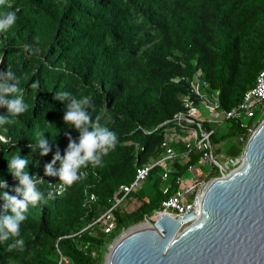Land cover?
I'll return each mask as SVG.
<instances>
[{
	"label": "trees",
	"instance_id": "16d2710c",
	"mask_svg": "<svg viewBox=\"0 0 264 264\" xmlns=\"http://www.w3.org/2000/svg\"><path fill=\"white\" fill-rule=\"evenodd\" d=\"M6 11H16L18 19L0 32V71L12 67L29 110L0 125V179L10 188L18 185L8 160L21 155L29 162L26 171L44 179L41 191L59 183L45 175V165L57 148L65 154V132L77 143L80 135L63 120L66 105L53 98L59 90L77 99L90 96V114L94 119L103 113L101 124L117 134L118 143L101 166L82 168L86 176L62 196L29 205L19 237L0 242V264H51L61 256L63 264H104L114 238L161 209L177 178L199 160L176 146L181 153L170 163L167 182L156 165L151 188L142 186L114 207L115 193L134 181L137 166L164 156L165 130L157 127L182 108L190 79L200 72L210 91H219L224 110L239 105L255 85L264 68V0H6L0 15ZM6 114L0 107V115ZM227 121L238 134L227 155L239 157L251 132ZM38 134L49 141L47 156L28 147ZM3 204L0 199V214ZM110 208L116 227L107 234L100 218ZM16 239L24 240V250L7 251Z\"/></svg>",
	"mask_w": 264,
	"mask_h": 264
},
{
	"label": "water",
	"instance_id": "95a60500",
	"mask_svg": "<svg viewBox=\"0 0 264 264\" xmlns=\"http://www.w3.org/2000/svg\"><path fill=\"white\" fill-rule=\"evenodd\" d=\"M199 210L139 222L114 239L105 264H264V120L242 163L208 182Z\"/></svg>",
	"mask_w": 264,
	"mask_h": 264
},
{
	"label": "clouds",
	"instance_id": "9594fccd",
	"mask_svg": "<svg viewBox=\"0 0 264 264\" xmlns=\"http://www.w3.org/2000/svg\"><path fill=\"white\" fill-rule=\"evenodd\" d=\"M5 3L6 0H0V5ZM17 19L16 11H6L0 15V32L9 30ZM39 51V48L33 49V54H38ZM19 84L20 81L10 65L6 71H0V107L7 108V114L0 115V125L13 123L10 117L19 116L29 110L23 95L18 94ZM31 87L37 88L39 84L33 83ZM53 98L66 105L63 120L65 124L74 126L79 132V142L77 143L65 132L69 139L65 154L62 156L57 148L51 163L45 165V175L58 177L59 183H49L46 193L38 188V185L44 183V179L26 171L29 165L26 157L15 155L8 160L9 172L18 181V185L10 188L7 180L0 179V199L4 201L3 211L0 214V242L19 237L21 224L27 219L29 205L47 203L55 200L57 196H62L68 187L86 176V172L81 171L82 168H87L89 165L101 166L103 157L114 150L118 143L117 134L101 124L103 113L96 115L94 119L90 114L89 109L93 108L90 96L77 99L71 92L59 90L55 92ZM28 147L32 152H39L41 156H47L51 151L49 141L44 134H38L36 142L29 143ZM57 162L60 165L58 169L55 167ZM6 189L14 192L15 195L9 194ZM24 247V240L16 239L8 246L7 251H23Z\"/></svg>",
	"mask_w": 264,
	"mask_h": 264
},
{
	"label": "built area",
	"instance_id": "2783aa9c",
	"mask_svg": "<svg viewBox=\"0 0 264 264\" xmlns=\"http://www.w3.org/2000/svg\"><path fill=\"white\" fill-rule=\"evenodd\" d=\"M191 91L183 94L182 108L175 114L172 119L161 123L157 128L164 127V138L161 142V147L164 149V156L155 162H149L142 166H137L136 177L130 184L121 185L114 195L115 205L120 204L129 193L139 190L144 181L148 180L154 166L161 167V177L167 182L171 175L170 163L181 153L176 146L183 147V156L189 157L190 154H198L199 160L195 165H190L188 173H194L191 178L192 183L186 181V174L177 178L178 187L174 193L169 195L162 201L161 209L157 210L153 215L146 217L149 223H154L164 213H168L174 218H183L192 208L196 209L200 206V202L208 182L205 180V175L199 176L198 165H204L209 162L212 166L218 168L220 162L217 160V155L212 142V137L215 134L214 128L208 129L206 124L216 122L217 118H212L210 115L224 119L237 120L241 126L248 131H252L259 121V118L264 116V106L260 112L257 108L264 105V68L260 71L256 78L255 85L248 90L241 103L230 110L221 109L219 100V91H210V83L202 79L201 73L197 72L190 79ZM207 112L210 117L204 115ZM249 119L251 122H245ZM223 122V121H221ZM220 122V123H221ZM156 128V129H157ZM151 133V131H146ZM206 174V173H205ZM223 175V174H222ZM207 182V183H206ZM170 185H165L163 192L169 193ZM124 194L123 196H121ZM113 207V208H114ZM113 208L106 211L100 218L102 227L105 233H111L116 227V221L113 215ZM153 220V222H152ZM66 261L63 256L56 263L63 264Z\"/></svg>",
	"mask_w": 264,
	"mask_h": 264
},
{
	"label": "rangeland",
	"instance_id": "374dc122",
	"mask_svg": "<svg viewBox=\"0 0 264 264\" xmlns=\"http://www.w3.org/2000/svg\"><path fill=\"white\" fill-rule=\"evenodd\" d=\"M263 106L264 105L260 106V108L258 107L257 108V111L260 112V109ZM204 115L207 116V117H210L211 116L212 118H215V119L217 118V121L216 122H211V126L216 131L215 132V136L213 138V140H216V142L213 143V145H214V149H215V152H216V155H217V160L220 162V166L218 168H216V166H214V169H213V171L218 170V172L216 173V175H212L211 174L210 171L212 169V166H211V164L209 162L205 163L204 165H198V174H199V176L205 175V177L204 176L203 177L208 182V181H210L211 179H213L215 177L221 176L222 174L229 173L232 170H234L235 168H237L242 163V154L239 157H230V156L227 155V149L229 148V146L231 145V143H233L235 141L236 137L238 136V134L236 132H233V131L230 130V128H231L230 127V123L226 119H224L221 115L218 116V117H215V116H212V115L209 116L207 112H204ZM263 120H264V116L261 117V118H259V121L256 124V127ZM221 121H224V122L223 123H220ZM245 122L250 123L251 121L249 119H246ZM256 127H254L252 129V131ZM250 134L252 135V133H250ZM185 177L188 178V180L186 182L188 184H191L192 183V181H191L192 179L191 178L194 177V173L191 172V171L189 173L187 172ZM150 181L151 180L144 181L143 188H148V189L151 188L152 183ZM145 221H147L146 218L142 222H145ZM191 221H188V222L184 223V225L182 226V229L184 227H186L187 225H189L191 223ZM152 222H153V220H152ZM134 225H136V224H134ZM134 225L129 226L128 228H126L125 230H123L114 239H116L120 235H122V234L126 233L127 231H129L130 228H132ZM113 241L109 244L108 249H109V247H111ZM107 252H108V250H107ZM107 252L105 253V257H106ZM104 264H105V258H104Z\"/></svg>",
	"mask_w": 264,
	"mask_h": 264
},
{
	"label": "bare ground",
	"instance_id": "6f19581e",
	"mask_svg": "<svg viewBox=\"0 0 264 264\" xmlns=\"http://www.w3.org/2000/svg\"><path fill=\"white\" fill-rule=\"evenodd\" d=\"M199 211H200V210H199V207H198V208L196 209V214H197V215L199 214ZM187 222H188V221H187ZM184 223H186V222H184ZM184 223H183V225H184ZM149 224H150L149 221H148V222L146 221V222H144V223H141V224H140L139 226H137L136 228H139V227H142V226H149ZM136 228H135V229H136Z\"/></svg>",
	"mask_w": 264,
	"mask_h": 264
},
{
	"label": "crops",
	"instance_id": "0c3cea01",
	"mask_svg": "<svg viewBox=\"0 0 264 264\" xmlns=\"http://www.w3.org/2000/svg\"><path fill=\"white\" fill-rule=\"evenodd\" d=\"M224 122V121H223ZM223 122H221V123H223ZM209 125L211 126V123H209ZM211 128H212V126H211ZM215 130V129H214ZM196 172H198V171H196ZM212 173V172H211Z\"/></svg>",
	"mask_w": 264,
	"mask_h": 264
}]
</instances>
